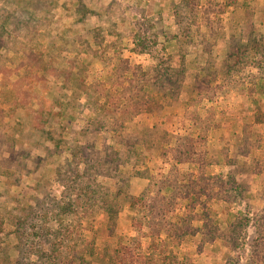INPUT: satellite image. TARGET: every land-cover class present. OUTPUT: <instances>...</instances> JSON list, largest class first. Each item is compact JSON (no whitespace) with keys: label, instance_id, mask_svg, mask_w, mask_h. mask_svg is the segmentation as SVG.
Segmentation results:
<instances>
[{"label":"rangeland","instance_id":"1","mask_svg":"<svg viewBox=\"0 0 264 264\" xmlns=\"http://www.w3.org/2000/svg\"><path fill=\"white\" fill-rule=\"evenodd\" d=\"M184 1L0 0V264H84L94 243L102 254L86 264H111L104 248L129 238L141 242L134 264H264V0ZM181 151L198 152L203 176H230L204 199L229 243L150 236L145 202L199 176L169 161ZM72 200L65 220L84 234L60 247ZM192 203L176 214L196 229Z\"/></svg>","mask_w":264,"mask_h":264},{"label":"trees","instance_id":"2","mask_svg":"<svg viewBox=\"0 0 264 264\" xmlns=\"http://www.w3.org/2000/svg\"><path fill=\"white\" fill-rule=\"evenodd\" d=\"M199 0H185L184 4L189 5L190 7H193L197 4ZM3 13V12H2ZM172 15L175 18H179V13L178 10H173L172 11ZM6 18L9 17V14H6L5 16ZM9 21V19H8ZM191 24L194 23V18H191L190 21ZM5 31V24L4 22L0 24V32ZM182 30V28H181ZM187 29L183 28L182 32L184 34H186ZM179 35H177L178 37ZM238 64H232L229 67H227V74L230 73L231 71H233L236 66ZM192 139L191 141H194L193 138H189ZM173 149H171L169 152H171ZM182 153V151H181ZM190 151H186L183 152L179 157H181V159L178 158H169L170 155H167L169 158V161L172 160H177V161H187L189 163H191V165L197 169L199 171V176L196 179H193L191 176V178L189 180L186 179V175H182V189L177 191V192H172L171 195L169 196V198H165V197H161L159 198H155L153 199V203H148L145 202L144 205V210L145 211V216H149V221L148 223L152 222V220H154V226L153 229L150 233L151 237H154V239H161V237L163 235H165L167 237V240H169L170 243H168L169 246L171 245H179L181 243H183L185 240H188L190 238L196 240L197 235H201V236H205L207 237L208 240L211 241H217L218 239H224V241H226V243L228 240H226V235L228 234L225 233L222 235V232L220 230V227L218 225V222L216 220H214L211 215H209V210H207L204 206H206L204 199H209V197L211 198V195L209 196L208 194L210 193L209 191L213 190V189H217V188H225L226 184L232 182L229 178L230 176H224L222 174H217V175H211V176H207L208 174H204L205 176H203V170L202 168L204 167L206 169V166L203 164V162H200L197 158L196 155L198 154V152L193 151L192 155L193 157H191L192 155H189ZM189 156L186 158V156ZM198 156V155H197ZM115 159V158H114ZM205 159H207V156L205 157ZM202 173V174H201ZM204 173H206L204 171ZM229 177V178H228ZM89 187V186H88ZM167 188H172V186L169 184L166 186ZM239 188V187H238ZM174 189V188H172ZM89 193L91 195L96 194V191H93L90 189L89 187ZM160 195V194H159ZM189 197H188V196ZM119 197L114 196V195H109L107 196V199L109 201L108 203V220L112 221V223L117 219L118 215H119V211H118V199ZM224 198V197H222ZM83 199V198H82ZM85 201L89 202L91 200V196H89L88 198L85 197ZM104 199V198H103ZM181 199H188V200H192L194 205L196 206H200L201 210H200V214H197L195 216V218L197 217V220L201 223L199 228H193L192 224L189 225V220L191 223V219H193L192 215H186V212L184 213H178L176 214L177 211V205H179ZM77 200H72L69 203L65 204L62 208V217L64 218V223H63V227L64 230L60 229L55 237L59 239V243H60V247H63V243L65 240H67L69 237H73L74 234L77 235L79 234L80 236H83L84 234V228L83 226H79L78 229L80 228V230H74L72 229V224L71 222H66L65 219L67 218H72L73 215L75 214V212L77 211ZM186 203H190V201H185ZM114 205V208H113ZM189 206H186V208H188ZM203 207V208H202ZM190 208V207H189ZM195 211H199L197 208H195ZM211 213V211H210ZM264 213V212H263ZM238 219L240 220H231L232 222H230V228L231 231L234 228V233L236 231H240V227L244 226V222L246 220V218H242L241 216H237ZM262 221L264 222V215L261 217ZM181 222H185L184 225L182 227H179V224ZM178 225V227H177ZM113 228H111V236L113 237H117L115 234V231L112 230ZM229 229V228H228ZM195 231L197 232L195 234ZM107 236L104 235V238L106 239ZM94 242H96V239H93ZM201 240V238H200ZM127 242H125L124 244H121V246H119V248L116 249H111V251H113V254L110 253V249L107 247V245H104V252L106 255L111 256L112 260H111V264H118V260L119 261H123L124 264H134L135 258H138V256L142 255V248H141V242L140 240L136 239V238H129L128 240H126ZM255 245H257V252L261 254V256L259 255V258H262L264 261V233L262 234V238H259V240L257 241V243H255ZM91 247L89 248V250H84V254L81 255L80 257V261H82V263L86 264V257L88 256L89 259H92L94 257L95 254H102V252H100V250L98 248H96L95 243L90 245ZM128 247H132L131 249H128ZM139 248L138 251V255L135 254L134 248ZM82 251V249H81ZM99 251V252H98ZM66 250H64L63 248H61L60 253L58 252V257L55 256H51L52 259L56 260L57 263L60 262L59 258L62 256L66 255ZM51 253H53L51 251ZM164 261V260H163ZM10 262H6L4 264H9ZM51 263L55 264L54 261H51ZM122 263V262H121ZM50 264V263H48ZM87 264H90L87 263ZM165 264H170L169 261L165 260Z\"/></svg>","mask_w":264,"mask_h":264}]
</instances>
